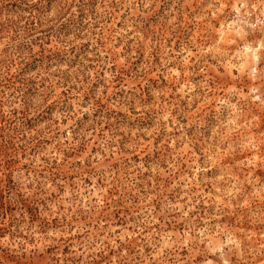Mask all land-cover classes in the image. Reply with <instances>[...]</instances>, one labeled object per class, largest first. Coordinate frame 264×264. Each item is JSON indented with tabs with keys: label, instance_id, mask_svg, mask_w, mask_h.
Returning a JSON list of instances; mask_svg holds the SVG:
<instances>
[{
	"label": "rangeland",
	"instance_id": "rangeland-1",
	"mask_svg": "<svg viewBox=\"0 0 264 264\" xmlns=\"http://www.w3.org/2000/svg\"><path fill=\"white\" fill-rule=\"evenodd\" d=\"M0 264H264V0H0Z\"/></svg>",
	"mask_w": 264,
	"mask_h": 264
}]
</instances>
